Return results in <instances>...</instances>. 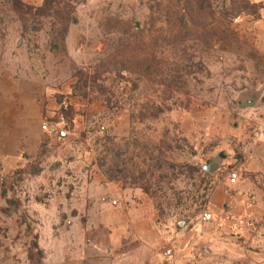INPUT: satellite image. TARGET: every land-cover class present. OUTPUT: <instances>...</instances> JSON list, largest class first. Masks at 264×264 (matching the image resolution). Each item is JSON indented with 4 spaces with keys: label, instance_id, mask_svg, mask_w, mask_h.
<instances>
[{
    "label": "rangeland",
    "instance_id": "1",
    "mask_svg": "<svg viewBox=\"0 0 264 264\" xmlns=\"http://www.w3.org/2000/svg\"><path fill=\"white\" fill-rule=\"evenodd\" d=\"M4 85L50 93L55 114L30 134L37 147L0 160V264H46L41 236L89 242L75 222L111 183L140 190L134 200L169 235L204 213L216 224L214 189L233 171L239 180L225 160L264 149V0H0ZM75 91L66 125L58 98ZM85 94L110 108L78 109ZM248 221L200 248L170 247L164 264H264V213Z\"/></svg>",
    "mask_w": 264,
    "mask_h": 264
},
{
    "label": "crops",
    "instance_id": "2",
    "mask_svg": "<svg viewBox=\"0 0 264 264\" xmlns=\"http://www.w3.org/2000/svg\"><path fill=\"white\" fill-rule=\"evenodd\" d=\"M19 88L16 85L0 87V160L11 159L18 162L24 151L37 147L39 142H30V134L35 133L38 137L41 132L38 127L39 120L55 114L53 108L55 98L50 93L41 99L37 95L20 94ZM70 101L77 110L76 99L71 98ZM79 104L78 109L82 105L83 111L105 110L100 100ZM195 125L197 130L204 127V124L198 120ZM183 127L185 132L190 129L186 122ZM254 154L258 158L251 156L243 164L234 156L225 160L224 165L227 168L239 173V180L232 183L226 177L211 195L212 209L214 213L219 214V223L204 222L201 217L188 231L181 228L169 235L151 221L146 207L142 205L143 202L134 200V195L138 196L139 193V196H142L140 190L134 191L120 184L111 183L91 193L94 199L92 197L93 200L91 199L87 209L89 219L85 223L75 222L81 230H84L89 242L84 240L82 234L77 235L83 238V241L73 244L71 240L72 245L67 243L68 234L67 236L62 234L63 239L58 243L54 240L48 243V240H44L41 236L39 244L44 251V262L46 264H164L167 257L165 251L170 247L196 249L208 245L218 228H221L225 234L233 227L247 228L248 219L257 218L264 213V196L256 184L257 180L264 181V149L259 146ZM113 200H117L116 205L112 203ZM57 250L59 255L53 259L51 256L54 251L57 255ZM73 252L75 255L72 254Z\"/></svg>",
    "mask_w": 264,
    "mask_h": 264
},
{
    "label": "trees",
    "instance_id": "3",
    "mask_svg": "<svg viewBox=\"0 0 264 264\" xmlns=\"http://www.w3.org/2000/svg\"><path fill=\"white\" fill-rule=\"evenodd\" d=\"M143 49L142 46H139L138 50ZM144 51V50H142ZM119 59V58H118ZM80 96L76 91L73 92V94L71 96L68 95H61L58 99L60 101V105H61V115L63 117V119L66 121V125H70L75 116L78 114L77 111L75 110L74 105L71 103V98L72 97H77ZM83 98L88 99L89 101L93 102L94 100H100L103 102V104L106 106H110V99L109 98H105L104 96H100V95H96V96H92L89 94H85L82 95ZM166 104V103H165ZM110 108V107H109ZM186 109L189 108V105L185 107Z\"/></svg>",
    "mask_w": 264,
    "mask_h": 264
},
{
    "label": "built area",
    "instance_id": "4",
    "mask_svg": "<svg viewBox=\"0 0 264 264\" xmlns=\"http://www.w3.org/2000/svg\"><path fill=\"white\" fill-rule=\"evenodd\" d=\"M43 129L46 130V129H47V126H46V125L43 126ZM237 179H238V175H237L236 172H232V173H230V181H231L232 183H236V182H237ZM112 203H113L114 205H116V204H117V200H113ZM202 220H203L204 222H211V220H212V215H211L210 213H204V214L202 215ZM165 255H166V256H171V255H172V251H171V249H167V250L165 251Z\"/></svg>",
    "mask_w": 264,
    "mask_h": 264
},
{
    "label": "water",
    "instance_id": "5",
    "mask_svg": "<svg viewBox=\"0 0 264 264\" xmlns=\"http://www.w3.org/2000/svg\"><path fill=\"white\" fill-rule=\"evenodd\" d=\"M226 157L227 155L225 154V152H220L216 157L211 158L208 161V164L205 166V170L209 172H214L219 168L220 164Z\"/></svg>",
    "mask_w": 264,
    "mask_h": 264
}]
</instances>
